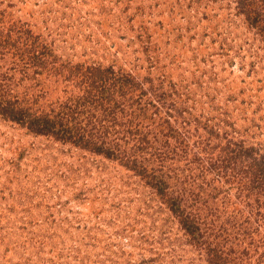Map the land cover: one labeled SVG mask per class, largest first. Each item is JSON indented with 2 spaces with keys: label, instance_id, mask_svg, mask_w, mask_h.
I'll list each match as a JSON object with an SVG mask.
<instances>
[{
  "label": "rangeland",
  "instance_id": "1",
  "mask_svg": "<svg viewBox=\"0 0 264 264\" xmlns=\"http://www.w3.org/2000/svg\"><path fill=\"white\" fill-rule=\"evenodd\" d=\"M0 264H264V0H0Z\"/></svg>",
  "mask_w": 264,
  "mask_h": 264
},
{
  "label": "trees",
  "instance_id": "2",
  "mask_svg": "<svg viewBox=\"0 0 264 264\" xmlns=\"http://www.w3.org/2000/svg\"><path fill=\"white\" fill-rule=\"evenodd\" d=\"M31 122H32V125L34 126V125H38V124H40V122H46V123H48L50 126L51 125H55V122H51L47 117H45V116H42V117H39V118H35V119H32L31 120Z\"/></svg>",
  "mask_w": 264,
  "mask_h": 264
}]
</instances>
